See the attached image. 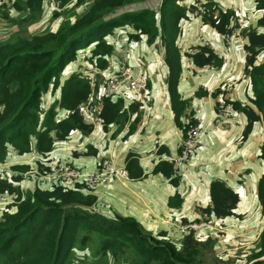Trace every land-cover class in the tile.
<instances>
[{"label": "trees", "instance_id": "16d2710c", "mask_svg": "<svg viewBox=\"0 0 264 264\" xmlns=\"http://www.w3.org/2000/svg\"><path fill=\"white\" fill-rule=\"evenodd\" d=\"M69 1L56 0L60 7ZM75 1L76 4L82 2ZM134 1L91 0L73 19L61 20L54 31L14 34L0 41V163L5 161L10 149L17 154L34 151L44 156L57 140H63L71 130L78 129L82 134L92 131V125L86 123L75 109L91 93L90 77L69 73L62 82L60 79L69 63L92 44L90 50L99 55L98 66L102 70L105 64L102 54L107 48L111 49L105 37L125 25L133 27L134 32L128 33L131 39L138 40L143 35L148 43L163 49V59L169 69L171 108L181 127L179 117L187 104L176 89L181 72V52L176 38L181 34L182 22L190 15L194 17L192 9L201 4L203 9H207L203 13L204 20L219 33H230L237 17L232 9H221L214 0H160L158 11L142 7L111 14ZM42 3L43 0H16L14 6L26 10L28 18L34 11H41ZM254 5V9L264 11V0H254ZM256 25L264 27V15L257 19ZM241 29L244 34L241 52L244 48L248 53L244 70L250 81L251 96L248 103L233 98L231 101L236 115L242 113L246 118L239 141L248 137L254 122L261 121L264 125V59L256 63L260 49L264 48V32H257L250 25ZM184 55L197 67H219L222 64V57L208 44L195 46ZM92 75L98 76V73ZM58 86L57 99L41 111L42 95ZM132 104L125 107L122 98L114 101L104 98L97 118L104 127L112 122L124 121L127 113L135 111L136 105ZM62 109H68L67 115L55 117ZM187 116H191L189 124L197 122L191 113ZM73 154L84 153L73 151ZM259 156L264 159V131ZM10 169L8 177L0 176V192L6 189L14 194L13 206L16 209L0 217V264H68L67 260L71 258L69 252L77 242L86 244L87 233L102 238L97 243L99 250L103 251L101 254L108 252L117 257L120 251L131 249L136 258L133 264H201V248L213 245L209 240L196 238L191 231L184 234L178 244L159 240L157 236L163 232L152 235L131 216L106 217L94 212L96 196L78 183L73 187H36L22 193L18 183L30 166L14 164ZM154 171L161 172L172 183L178 181V176H171L172 166L166 160L158 162ZM140 173L139 170L137 176ZM127 174L129 177L128 171ZM209 195L210 203L198 208L202 215L240 217L233 211L239 202V194L223 180L210 182ZM256 197L263 223L258 247L247 255L248 264H264V257L260 258L264 255V173L257 180ZM95 253L99 254L98 251Z\"/></svg>", "mask_w": 264, "mask_h": 264}, {"label": "crops", "instance_id": "0c3cea01", "mask_svg": "<svg viewBox=\"0 0 264 264\" xmlns=\"http://www.w3.org/2000/svg\"><path fill=\"white\" fill-rule=\"evenodd\" d=\"M214 1L221 9H232L237 21L240 19L238 13H241L242 9L246 10L247 0ZM252 11L255 15L254 21H249L248 17L242 21L240 19L239 22L247 21V25L256 27L257 32H264L263 26L256 25L257 19L264 15V11L256 10L254 6ZM256 11L260 15H256ZM197 21L190 15L182 22L181 34L176 38V45L181 52V72L176 89L187 104L179 117L180 123H183L191 113L197 122L206 125L213 116L217 94L214 91L218 89L220 83L229 79L233 84L231 96L241 103L249 102L251 89L244 70L246 58L242 56L241 43L232 40L228 44L216 29L209 24H200L199 21L198 24ZM127 35L120 34L126 37L125 40H129ZM135 41L137 42H130L128 45L129 60H120L121 56L118 54H115L113 60L116 69L118 65L136 64L138 54L144 56L139 61L145 63V67L140 68L146 75L147 86L140 95L130 96L125 101L127 102L125 107L133 102L135 103L132 105H136L135 111L127 113L126 120L112 122L104 127L96 119L93 121L92 131L82 134L78 129L71 130L63 140H57L52 150L44 156L34 151L17 154L10 149L5 161L0 163V170L5 168L10 170V166L14 164L34 166L24 173L26 175L34 169H43L51 161L58 160L86 171H94L96 163L101 159H110L117 167L127 165L129 173L127 179L112 178L108 183L98 185L90 191L96 196L94 212L106 217L131 216L152 235L166 231L168 235L174 234L176 237L188 232L181 229L182 224L201 216L198 208L210 203V182L221 179L238 192L239 202L233 211L240 216L245 214L246 218L244 220H239V217L235 216L214 220L213 216L208 218L216 227L217 224H222L221 229L225 230L228 238L248 228L252 230L257 228L260 231L263 221L256 197V183L264 173V159L259 156L264 131L263 122H254L248 137L242 141H239V136L246 122L242 113H239L236 121H228L215 130L209 129L203 136L204 144L197 155L189 162L180 164L178 181L170 182L161 172L154 171V167L161 161L158 160L159 155H164L166 161L175 157L176 145L182 135L171 108L168 92L169 69L164 62L161 46L148 43L143 35ZM244 41L247 42L246 39ZM205 42L210 43L213 51L222 57L220 67L208 65L197 67L184 55L193 47L204 45ZM115 47L116 50L128 48L123 44H116ZM259 60L258 55L256 63ZM209 90L214 91L209 93ZM67 113L66 109H62L55 117H65ZM155 139L162 145L157 156L149 157L147 153ZM73 151H83L84 154L77 156ZM139 170L141 173L137 176ZM34 184L35 187L38 185L34 177L33 181L24 177L18 183L22 193L26 188H32ZM10 199L12 200L11 197ZM251 211H254V214L250 215ZM205 236L206 234H202L198 237Z\"/></svg>", "mask_w": 264, "mask_h": 264}, {"label": "rangeland", "instance_id": "374dc122", "mask_svg": "<svg viewBox=\"0 0 264 264\" xmlns=\"http://www.w3.org/2000/svg\"><path fill=\"white\" fill-rule=\"evenodd\" d=\"M14 1L16 0H6L5 3L3 4L4 6L0 7V41L8 39L14 34L30 35L34 33L54 31L61 23V20L73 19V16L79 14L91 2V0H82V2L76 4L75 0H71L67 2L65 6L60 7L58 6L56 0H43L41 11L39 13L34 11L31 14L32 15L31 17L26 18L28 12L26 10L17 9L14 6ZM159 5H160V0H135L129 5L115 9L111 14L120 13L123 11L139 10L142 7L155 9V11L156 10L158 11ZM252 6H255L253 0H247L245 4L246 10L242 9V11H240L241 13H238L241 20L238 19L237 22H234V26L232 28L231 33H234L236 36L233 39L242 41L244 37L241 28L242 26L247 25V21L241 22L242 23L241 24L239 20L242 21L244 18L247 19L248 17H250L248 18L249 21L250 20L254 21L255 15L254 12L252 11ZM206 10L207 9H203V6L201 4L199 7H195L194 9H192L191 13L193 14L194 19L196 21L198 20V18H200L202 24L206 25L209 24L206 20H204V16H203V13ZM256 15H260V13L256 11ZM132 28L133 27L131 25L118 27L114 31V34L112 33L105 37L106 44L111 46V49L108 50L109 48H107L106 52L102 54L103 55L102 57L105 59L104 68L102 69L104 70V72H109V70L112 71L116 69H118L119 71L127 66L141 69L140 66L145 65V63L139 61L144 58L143 54H138V59L136 60V64L135 63L123 64V65H118L116 69L114 68L115 65L113 64V60L114 57H116L115 54L120 55L121 57L119 59L122 61L129 60L128 54L130 51V47H128V45L130 42L136 43L137 41L131 39L129 35H127L129 40H125L126 37L120 36V34L133 33L134 30ZM255 30H257L256 27ZM219 34L220 37H223L225 35L222 33ZM116 44L118 45L123 44L128 48H121L120 50H116L115 47ZM205 44H208L210 48L213 50V46L210 43L205 42ZM92 47L93 44L89 47H86L84 50L80 52V54L76 57L75 60L69 63L68 68L63 72L60 81L62 82L63 78L69 75V73H79L80 75L87 74L86 76H92L93 78L98 77L97 81L95 80L96 86L94 88V94L91 97V99H93L95 96L98 100H101L102 96L101 94H98V85L101 84V81L99 79V76L92 75L93 73L99 71L100 69V67L98 66V60L100 58H98L99 55L93 54L92 49L90 50V48ZM242 56L246 58V55L242 54ZM259 59L260 60L258 62H261L264 59V48H261L259 51ZM143 71L144 70H142V72ZM219 86L220 87L225 86L226 89L230 90L233 87V84L231 83V81H229V79H225L222 83H220ZM58 95H59V86L54 91L49 89L47 92H45L42 95L40 101V106H39L40 110L44 111L45 109H47L48 106L53 101H55V99H57ZM218 99H219V95L216 94V100L218 101ZM126 103L127 102L124 101V104ZM78 106L79 105H77L75 109H78ZM66 110L68 111V109ZM237 115H239V113H237ZM31 167L34 166H30V168ZM47 168L48 167L45 166L43 169H39V168L34 169L31 173L23 175L22 178L24 179L25 177L27 180L33 181V177H34L38 184L36 185V187L42 188L43 187L42 185H44L47 188H51L52 186H50L49 184H53V183H50L47 180V178L44 177V175H46L45 169ZM80 170L86 171L82 169ZM10 173H11V169L6 170L5 168L3 170H0L1 177H5V176L8 177ZM36 187L34 184L32 188H26L25 192L31 191ZM9 196L12 198V200L10 199ZM13 201H15L13 193H8L6 189L0 192V217L2 216L3 213H10L12 211H15L16 207L13 206ZM252 214H254V211L253 212L251 211L250 215ZM245 216H246L245 214H242L238 219L244 220L246 218ZM262 217L263 216L261 215V219ZM214 219H218V218L213 216V220ZM258 219H260V216ZM187 224L194 225V228H191L193 230L189 228L187 229L184 228L186 227ZM217 225L218 226L216 227V225L210 218L202 214L201 216L196 217V219L187 221L185 224L181 225L182 230L184 231L190 230L196 238L202 241L209 240L210 243L213 244L211 248H206V246L201 248L202 249V251L200 252L201 264H248L246 260L247 255H249L253 249L258 247L257 243H258V236L260 231L257 228H256L257 230L256 229L252 230L251 228H248L247 230L239 231L237 233L238 235L228 238L227 233L225 234V230L223 229L222 231L221 229L222 224L221 225L217 224ZM142 228L144 227L142 226ZM161 232H160L161 234H159L161 236H157L159 240L164 239V240L172 241L174 244H178L182 237V236L176 237V235L174 234L168 235L166 231H161ZM202 234H206V236L203 238L198 237L201 236ZM86 235L88 236V239L85 242L86 244L84 243L85 245H83L82 243L77 242L75 247H73L72 250L69 252V254H71V258L69 260L66 259L68 264H133L135 262L136 258L131 249L124 250L123 252L120 251L118 254H116L117 257H114L113 254H110L108 252H106V254H101L103 253V251L99 250L98 248L99 244L97 243L100 242L102 238L93 233L90 234L87 233ZM247 245H252V246H247ZM95 251H98L99 254L95 253Z\"/></svg>", "mask_w": 264, "mask_h": 264}, {"label": "built area", "instance_id": "2783aa9c", "mask_svg": "<svg viewBox=\"0 0 264 264\" xmlns=\"http://www.w3.org/2000/svg\"><path fill=\"white\" fill-rule=\"evenodd\" d=\"M5 1L6 0H0V7L5 3ZM198 21L202 24L200 18H198ZM235 36L236 35L234 33H227L223 36L224 38H222L226 42H229ZM236 41L243 43V39L242 41ZM243 50L245 49H242L243 55H247L248 53ZM96 73H98L101 81V84L98 85V94H101L102 99L106 98L114 101L118 98H122L126 101L130 96L140 95L147 86L146 75L144 71L142 72L139 68L127 66L119 71L118 69L109 72L99 70ZM89 77L92 90L86 101L79 104L78 113L82 116L86 123L93 125V121L98 119L97 114L99 112L98 110H100L99 108H101L102 99L98 100L95 96L91 99L94 94L97 79H95L96 77ZM231 90L232 88L228 90L225 86H219L216 91L209 90V93L213 91L216 92L219 95V99L218 101L216 100L214 104L213 116L208 123H206V125L199 122L189 124L191 116L186 117V120L180 127L182 135L176 145L177 153L175 157L168 160L172 166V177L178 176L180 164L189 162L197 155L198 151L204 144L203 136L209 129L215 130L224 123L233 121L237 118L231 102ZM161 145L162 143L158 139H155L147 155L149 157L157 156ZM164 159H166L164 155H159L158 160ZM96 164V169L94 171H81L68 162L51 161L46 164L48 168L45 169L46 175H44V177L47 178L50 183H53L49 184L52 187L57 185L73 187L75 183H78L81 184L83 189L88 192L94 190L98 185L108 183L112 178H128L125 167H117L110 159H101ZM184 228L191 229L194 228V225L187 224Z\"/></svg>", "mask_w": 264, "mask_h": 264}]
</instances>
